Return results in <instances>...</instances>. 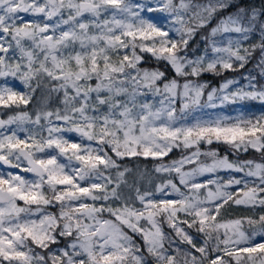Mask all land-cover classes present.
Wrapping results in <instances>:
<instances>
[{
	"label": "snow or ice",
	"instance_id": "obj_1",
	"mask_svg": "<svg viewBox=\"0 0 264 264\" xmlns=\"http://www.w3.org/2000/svg\"><path fill=\"white\" fill-rule=\"evenodd\" d=\"M229 6L230 0L196 5L197 11L190 17L195 26L188 27L185 14L191 9L190 0H0V78H19L31 92L36 90L33 80L40 87L46 78L53 82L48 85L50 92L63 94L62 109L37 111L34 119L27 112L0 119V129L16 125L10 134L0 131V163L34 176L29 180L19 173L0 174V264H145L139 245L125 228L142 238L155 264H181V253L183 264H257V260L264 264V215L246 219L250 234L241 230L245 221L240 219L217 221L221 208L229 202L264 207V163L234 164L214 150L200 149L201 142L211 145L215 140L236 150L252 148L264 153V115L254 119L241 116L231 123L229 118L218 117L177 124L184 118L177 116V97L183 101L181 113L215 108L217 90L208 92L207 104L202 105L205 85L188 79L180 84L173 79L161 87L158 82L164 78L163 72L138 66L143 59L140 53H150L166 61L178 76L198 77L218 66L232 69L233 61L244 67L259 47L258 66L264 74V5L238 8L222 16L208 39L211 58L207 49L195 60L180 54L188 45L185 37ZM156 12L167 14L171 26L155 23L146 15ZM21 13L39 15L51 23L25 21ZM257 29L259 45L243 47L242 41ZM231 34L241 38L233 39ZM217 36L224 39L218 42ZM233 83L229 80L221 86L225 93L221 104L264 103V87L250 81L249 90L227 91ZM149 94L160 97L159 107L147 101L138 103V97ZM30 99V94L14 91L7 83L0 85L3 108L27 105ZM104 106L107 110L101 111ZM25 123L35 128H25ZM17 130L25 133L24 138ZM64 133H76L81 142L67 139ZM106 147L120 159L162 158L174 147L194 149L181 160L155 169L175 173L184 190L171 179L156 187L163 194L159 199L136 188L140 207H135L132 198L122 193L129 169L121 170ZM201 156L211 162L201 161ZM23 162L26 166L22 167ZM186 164L194 166L184 171ZM220 169L244 173V177L197 181V177ZM232 185L243 187L234 193L228 190ZM97 202L102 203L97 206ZM109 202L119 203L114 207ZM57 205L58 214L47 211ZM105 212L112 218L103 219ZM181 213L191 219H180ZM160 217L194 252L173 247L176 241L164 233ZM182 225L203 233L204 245L197 246ZM213 234L215 243L209 248ZM257 236L262 238L260 242H255ZM58 237L71 239L65 247L52 251L50 245L58 244ZM36 248L47 251L42 254Z\"/></svg>",
	"mask_w": 264,
	"mask_h": 264
},
{
	"label": "trees",
	"instance_id": "obj_2",
	"mask_svg": "<svg viewBox=\"0 0 264 264\" xmlns=\"http://www.w3.org/2000/svg\"><path fill=\"white\" fill-rule=\"evenodd\" d=\"M199 2H207L208 0H197ZM264 5V0H230V6L223 11L217 13L211 20H209L204 27L196 28L193 34L191 35V39L188 40L187 48L182 51L181 55H186L189 58H195L196 56L201 54V50L204 46L209 45L208 39L210 37L211 28L215 27L218 20L222 16H226L229 13H235L238 8H261V6ZM261 19H264L262 17ZM188 27H194V22L190 21V17L187 22ZM260 37L261 33L259 32V29L254 31L253 33L249 34V41L254 42L255 45H259L260 43ZM180 38H177L179 40ZM139 52V50H137ZM142 55L143 59L138 65L141 69H150V70H158L164 73V78L162 79L160 84L166 81H170L173 79L180 80L181 77L178 76L175 72V70L166 62L163 60H157L154 58L150 53H140ZM261 51L259 47H257L254 51H252L251 56L248 58V60L245 62L244 67L239 66V62L233 61V68L232 69H222L217 68L216 71H204L202 72L198 77L199 83L205 85V92H209L214 88L220 87L225 81L229 79H237L240 76H244L245 74H248L250 76L251 82L255 84L258 88L264 87V74L261 73V68L258 66L261 63ZM254 78V79H253ZM10 81V80H9ZM8 79L5 81L3 80L0 85H3L7 83L9 87H12L14 91H17L19 93L25 94V95H31V99L27 105H20L19 107H11V108H3L0 106V118L7 120L9 116L15 115L17 113L21 112H27L29 116H31L33 119L35 118V114L37 111H43V110H55L57 108L62 109L63 105L61 103V100L63 98L62 92L56 93V92H50L48 85L53 82H49L46 78L42 81L40 87H36V80H33L31 82V85L33 88H36L35 92H31L30 88L26 86L19 78L11 79L9 82ZM44 123V121H42ZM23 127L28 129H34L35 126L30 124L27 125L26 123L23 125ZM16 129V125L13 124L9 126L7 129H5L7 134H10L11 130ZM0 131H4V129H0ZM17 134L24 138L25 133L23 131L17 130ZM46 134V133H45ZM67 139L80 142L81 140L75 136L73 133H69L67 135ZM93 143V146H95V143ZM201 150L206 151H216L219 156H228V160L234 161L233 159L237 158L242 160H248V159H255L257 161H260V163H264V153L257 152L256 150H248V152L244 154H238L231 152L232 150L231 146L228 144H224L222 142H216L213 141L211 145L209 144H200ZM106 151H108L109 155H112L114 159H117V162L121 166V170L124 168L129 169V171L126 173L125 179L127 180L126 185H122V193L125 197H131L134 201L135 207H140V204L138 201L135 200V189L139 188L141 192L149 191L152 192L155 198H158L161 196L162 193L156 192L155 189L158 185L166 182L167 180L171 179L174 183L179 185V178L175 173H158L155 171L156 167L160 164L168 165L171 164L173 161H179L184 156L190 155L194 149H184L183 147L174 148L171 152H169L166 156L162 158H153L151 156L144 157V156H129L125 157L123 159L117 158L114 156V154L108 149L105 148ZM237 155V156H236ZM61 162H66V160L61 157ZM201 161H206V159H202ZM194 165H189V167H193ZM8 171H6L2 164L0 163V174L7 175ZM107 174V173H106ZM114 175V172H113ZM25 178L31 180L34 179V176L25 172V175H22ZM237 188H234V190ZM45 191L47 192V189L45 188ZM90 201V200H89ZM119 202H115L116 205H118ZM231 203V202H229ZM18 204L20 206H23L22 201H18ZM49 212H53L58 214L59 213V206L56 207H49L47 209ZM103 217H110L108 213H103ZM259 217V216H258ZM258 217H254L253 219H258ZM111 218V217H110ZM161 222L163 231L165 234H167L169 237H171L172 240L176 241V244L173 245V247H179L182 252L183 251H193L191 249V246L187 243L180 242L179 238L175 235V233L172 231V229L168 226L166 222H164L163 218H158ZM246 232L249 234L252 231V228L246 223V220L244 222V226ZM185 230L188 232V234L193 238V242H197V246H203L205 242V236L204 234H201L196 230V228H188L186 226ZM130 234L133 236V239L135 240L136 244L139 245L141 254L143 256H148L149 254L146 250V247L144 245V242L142 238L137 235L130 232ZM215 234H213V240H210L208 242L209 248L214 246L215 243ZM221 238H223V235H221ZM71 238H64V237H58L59 243L50 245V249L52 251H56L59 248H63L67 245V243L70 242ZM257 239H262L258 236ZM32 247L35 248L34 245ZM165 247H168L167 242L165 243ZM37 252H40L42 254L46 253L47 250H42L39 248L35 249ZM197 256H199V253H194ZM212 256H215L216 253H211ZM182 257V253H181ZM182 263H183V257H182ZM4 264H7V262H4ZM205 264H207V261H205ZM232 264H235L233 261ZM257 264H260L259 260L257 261Z\"/></svg>",
	"mask_w": 264,
	"mask_h": 264
},
{
	"label": "rangeland",
	"instance_id": "obj_3",
	"mask_svg": "<svg viewBox=\"0 0 264 264\" xmlns=\"http://www.w3.org/2000/svg\"><path fill=\"white\" fill-rule=\"evenodd\" d=\"M141 2H144V0H141ZM149 2H154V0H149ZM174 2H176V0H174ZM190 4H191V9H190V11L188 13L185 14L186 22H188V19H189V17H191L192 12L197 11V9L195 7L196 5H205V4H207V2H199L197 0H190ZM20 15L23 17V19L25 21H36V22H40V23H44V22L51 23V21H45L43 19V17L39 16V15H30V14H24V13H21ZM146 15L148 17H150L153 20V22H155V23L163 24L165 27H170L171 26L170 21L166 18L167 14L156 12V13H147ZM192 22H194V21H192ZM194 24H195V22H194ZM170 35H173L174 38H176V39L180 38L178 35H175L173 33H170ZM231 36H232L233 39H240L241 38L239 36V34H231ZM185 38H187L189 40V39H191V36L190 37H185ZM215 39L219 42V41L223 40L224 38L222 36H217V37H215ZM25 44L27 46V42H25ZM242 45H243V47H251L252 45H255V43L254 42L253 43L250 42L249 38H248L247 40H243L242 41ZM206 49H207V56L209 58H211L212 53H211V50H210V45L204 46L202 48V50H201V54L196 56L195 58H189V57L188 58L192 59V60H195V59H197L200 56H204L206 54ZM9 55H12V53L10 52ZM16 56L19 57V52L16 53ZM147 70H150V69H147ZM7 79H8V81L9 80L11 81V79H14V78L13 77H8ZM186 79L191 80L194 83L201 84V83H199L197 77H187V78L186 77H181V79L177 80V81L180 84H183ZM3 80H5V79L0 78V84L2 83ZM229 80L233 81L234 83L232 85H230V87H229V89L227 91H229V92L230 91H234L237 88H244L245 90H249L248 89V85H249L251 79H250V76L248 74H245L244 76H240L237 79L234 78V79H229ZM229 80H227V81H229ZM227 81H225V82H227ZM92 83L95 84V81H92ZM162 84H160L161 87H162ZM221 86L217 87V88H214V89L217 90V93H216L217 98L215 100V103H216L217 106L215 108H212V107H200V108H196V109H193V110H186L184 113H181L180 109L182 108L183 101H182V99L180 97H177L176 101H175V105H174L175 108L177 109V116L178 117H180V116L184 117L183 119H179L177 121V124H182V123L183 124H191V123H194L197 119L207 121V120H214V119H216L218 117L229 118V120L227 122L231 123V122H235L236 118L237 117H241V116L246 117V118H253L254 119V118H257V117H259L261 115H264V103H261L259 101H244V102H237V103L225 102V103L221 104L220 103V97L223 94H225L224 92L221 91ZM207 93L208 92L204 91V95L201 97V104L202 105H206L207 104ZM159 100H160V97L153 96L151 94H149L147 96L138 97V103L147 101V102L153 104L154 107H159L160 106L159 105ZM106 110H107L106 106L102 107V109H101V111H106ZM26 124L30 125V123H26ZM3 132L7 135L5 129H4ZM68 134L69 133H64L66 138H67ZM73 134L75 136H77L81 140V138L76 133H73ZM21 138H23V137H21ZM82 142L85 143V144L89 143L86 140H84ZM201 143L205 144V142H201ZM174 148H179V147H174ZM250 149H252V148H249L248 150H250ZM248 150L247 151H243V150H236V149H233V148H232V150L230 149L231 152L238 153V154H244V153L248 152ZM252 150H255V149H252ZM201 151L202 152H208L206 150H201ZM219 157H221V158L227 157L228 158L227 155L219 156ZM237 157L233 159L234 161H230L229 160V162L234 163V164H238V163L243 162V161L251 160V161H255L256 163H260V161H257L255 159L242 160V159H238ZM202 159H206V161H205L206 163H210L211 162L210 158H207L205 156H201L200 160H202ZM189 165H191V164H186L184 166L183 170L184 171H190L192 167H189ZM23 166H26L24 164V162L22 163V167ZM162 173H165V172H162ZM20 175H25V172L20 174ZM243 177H244V173H239V172H236V171L231 170V169H220L216 173H206L204 176L197 177V181L198 182H205L207 179L211 178V179H219L221 182H226L230 178L240 179V178H243ZM249 179H251V178H249ZM178 186H180V185H178ZM180 187L182 188V186H180ZM212 187L214 188V186H212ZM242 187H243L242 185H232L228 190L229 191H233L235 193L238 189H240ZM234 188H237V189L234 190ZM182 190H184V189L182 188ZM169 192H171L170 189H169ZM161 195H163V194H161ZM87 202L92 203L91 201H87ZM100 203H102V202H97V206H99ZM109 203H112V205L114 207L118 206V205L115 204V202H109ZM260 215H264V207H261V206L251 207V206L235 205V204L229 203V204L224 205L221 208L220 213L217 216V221L218 222H228V221L236 220V219H240L242 221H245L247 218H254V217H258ZM102 218L103 219H111L112 217L111 218L110 217H102ZM179 218L180 219H185V218L191 219L190 217H185L183 213L179 214ZM144 223H145L144 221H141V224H144ZM243 226H244V223L242 224V229L241 230H243L246 234H249L248 232H246L245 227H243ZM182 227L186 228V225H182ZM124 230L126 232H128V234L130 236H132L130 234V232H131L130 230H128L127 228H125ZM201 234H203V233H201ZM220 234L223 235V229L220 230ZM257 238H258V236L256 237L255 242H260L261 239H257ZM194 243L196 245H198L197 242H194ZM144 258H145V264H155V260H154V258L152 256H150V255H149V257L148 256H144ZM179 259L181 261V264H183L181 256L179 257Z\"/></svg>",
	"mask_w": 264,
	"mask_h": 264
},
{
	"label": "water",
	"instance_id": "obj_4",
	"mask_svg": "<svg viewBox=\"0 0 264 264\" xmlns=\"http://www.w3.org/2000/svg\"><path fill=\"white\" fill-rule=\"evenodd\" d=\"M0 119H2V118H0ZM24 164L26 165V162H24ZM2 166H3V168H4L5 170H7L8 172L19 173V174H22V173H23V171H21L20 168H12V167H10V166H8V165H4L3 163H2ZM30 174H31V173H30ZM31 175H33V174H31Z\"/></svg>",
	"mask_w": 264,
	"mask_h": 264
},
{
	"label": "built area",
	"instance_id": "obj_5",
	"mask_svg": "<svg viewBox=\"0 0 264 264\" xmlns=\"http://www.w3.org/2000/svg\"><path fill=\"white\" fill-rule=\"evenodd\" d=\"M167 198V197H166ZM172 198H175V197H172Z\"/></svg>",
	"mask_w": 264,
	"mask_h": 264
}]
</instances>
